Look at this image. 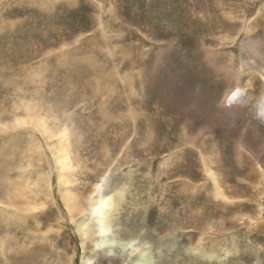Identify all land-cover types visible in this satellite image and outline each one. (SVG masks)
I'll return each instance as SVG.
<instances>
[{
	"label": "rangeland",
	"instance_id": "obj_1",
	"mask_svg": "<svg viewBox=\"0 0 264 264\" xmlns=\"http://www.w3.org/2000/svg\"><path fill=\"white\" fill-rule=\"evenodd\" d=\"M255 63L264 65V0H0V201L38 179L26 155L35 141L55 198L44 211L0 205V264H82L84 247L89 264H128L143 250L152 258L139 264H264ZM250 80L249 103H224ZM22 100L56 126L73 123L86 158L77 191H91L107 154L121 155L105 187L126 186L116 226L135 231V244L111 255L82 246L46 138L10 122Z\"/></svg>",
	"mask_w": 264,
	"mask_h": 264
},
{
	"label": "bare ground",
	"instance_id": "obj_2",
	"mask_svg": "<svg viewBox=\"0 0 264 264\" xmlns=\"http://www.w3.org/2000/svg\"><path fill=\"white\" fill-rule=\"evenodd\" d=\"M250 48L251 51L253 50L257 56L256 42H252L250 44ZM252 67L256 70L264 71V65L255 63L252 65ZM228 74L230 76H237V73L234 69L230 70ZM259 83L261 84L259 85L261 86V94L256 102V110L258 116L264 122V83H261V81H259ZM254 86L255 84L252 80L248 81L245 87L240 85L233 86L231 89L226 91L224 95L225 97L223 98L224 103H229L230 106L240 102L249 103L253 96L252 89ZM34 103L35 102H33V104ZM18 104L19 106L16 104V109L22 108L24 113L14 115V118L10 122L16 123L19 126L28 129L31 135H36V133H38L39 135L42 134L46 138L47 144L50 147L55 159L54 168L56 169V176L58 179L60 192L62 193V199L66 208L70 212L71 220L74 223L76 232L82 241V246L84 247L85 244L90 245L92 249L91 251H88L89 253H95L99 250H104L108 252V255H111L110 252L112 253L114 247L116 246L126 248L135 244V231L132 232L125 230L122 232L119 231L116 226V223L118 222V217L116 214L118 213L117 211H119L126 198V186L124 185L119 189H106L105 187V185H107V176L113 169V166H116L115 163H119V157L121 155L117 153L114 155V158L112 157L113 159L111 160L109 159L111 157L107 154L105 159L106 161L104 162V164H106L105 171L98 176L94 184L92 183L93 186L91 191L85 195L81 191H77L74 186L75 181L77 180V171L80 168L86 166V158L84 159L80 154L81 152L79 153L78 148H75V146H77V142L79 141L76 135L74 137V134L76 133H74L73 129L71 128L73 123L71 126H69L68 123L66 124L65 122L59 121L60 124L56 126L54 122L58 117L56 119L52 118L55 120L54 122L51 118L50 121L47 117H42L35 112L29 100L28 102H26V100H22L20 103L18 102ZM137 123L138 122L136 121V126L139 130V126L141 127V125ZM128 143H130V141L125 143L123 146H127ZM125 148L126 147H124V150ZM26 155L27 160L29 161V166L32 167V165H34L38 173V179L32 183L33 185H30L32 186L31 199L27 193L30 189V186L27 184V182L26 185L17 182L16 185H12L10 190L6 193L7 200L4 202L0 201V205L9 206L13 209V211L20 210V208L25 209V207L26 209L33 207L34 210L37 209L41 211L47 207L48 200L51 199L54 201L55 199L52 195V171L47 168V155L42 152L41 146L38 144V142L35 141L33 142V145L29 146V148L26 150ZM43 164H46V170L42 169ZM211 174L215 176L214 173L211 172ZM218 185L219 184H217V188L215 189H218V193L224 200L227 199L228 197L223 193V191H221L222 189ZM42 195L43 199H39V197ZM116 230L119 232L117 231L116 233ZM4 240L5 238L2 242L5 243ZM87 256V249L84 247L82 264H89V259ZM120 257L121 261H127V256L121 254ZM151 258L152 255L147 250H143L135 255L134 258H130L128 264H139L140 261L146 262ZM72 262L73 261L71 257L69 258V264H72Z\"/></svg>",
	"mask_w": 264,
	"mask_h": 264
}]
</instances>
